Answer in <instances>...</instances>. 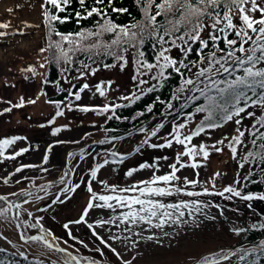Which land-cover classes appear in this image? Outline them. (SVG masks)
<instances>
[{
    "label": "snow or ice",
    "instance_id": "6c2138e0",
    "mask_svg": "<svg viewBox=\"0 0 264 264\" xmlns=\"http://www.w3.org/2000/svg\"><path fill=\"white\" fill-rule=\"evenodd\" d=\"M76 2L80 6V10L75 12L77 22L96 17L93 28H86L75 33L61 32L57 30L56 24L65 23L69 19L68 15L61 16L60 14L68 12L73 0H44L42 4L45 23L50 29L49 48L56 50L54 62L64 63L63 72H71L70 65L75 63L76 53H83L89 59L100 55L112 56L120 63L121 70L128 63V55L134 54L136 74L133 80L136 81L139 94L133 91L130 96H121L119 99L134 103L140 100L143 95L164 87L172 74L175 73L182 83L176 89L172 99L183 97L186 103H195L203 98L204 103L198 104L184 123L174 125L172 132L169 133L171 138H162L164 143L149 142L150 137L157 136L159 130L164 127V124H160L151 132L149 139L144 140L141 145L136 147L135 152L139 153L145 145L152 149L172 148L174 144L180 145L183 151L176 153L175 162L169 165L168 173L156 174L159 171V160L169 159L167 156L158 157L156 163H141L138 168H131L126 173L128 177H131L137 171L152 169L153 174L149 179L123 188L118 185H109L107 181L101 180L99 183L104 186L105 191H94L91 181L97 179L100 170L109 163H123L127 158L124 154L112 151L111 156L118 157V159L113 161L104 159L103 163H97L90 170L91 180L86 183L87 191L90 194L89 201L82 210L80 218L70 223H85L101 244L121 258L120 253L96 231L94 225L87 222L86 217L93 208H107L113 211L117 208L127 209L112 218L95 222L99 226L112 225L119 228L123 225L125 232H131L132 226L142 224L151 228L163 229L168 224L186 223L187 221L184 220L186 215L192 217L193 220L198 214L207 217L204 209L211 205L204 201L182 199L175 203H165L160 199L181 193L187 197L218 195L228 200L239 198L246 202L247 208L256 215L252 202H264V192H245L244 189L249 183H264V0H135V3L141 8L142 18L130 25L116 23L108 12L109 7L115 13L128 12L127 8L114 7L115 0H107V3L105 0H92L91 5L88 0H76ZM9 26L8 23H0V29H7ZM4 35L7 33L0 31V36ZM51 35H55L59 39L53 41ZM106 36L107 39H105ZM149 41L155 52L154 61L146 58V53L143 50L144 45ZM47 50L41 49V52ZM193 54L197 56V59H191ZM115 66L104 65L106 68ZM98 70L84 61H80V71L76 79L82 80L88 75L94 76ZM26 71L35 72V69L28 68ZM144 77H148V79ZM65 80L70 85L72 84L68 77H65ZM112 83L114 82L108 81L95 85V92L101 97H106ZM144 85H148V87L144 88ZM72 87L75 88V85ZM60 90L64 91L65 89L61 88ZM85 90L91 91L92 86L85 82L78 91L69 92V95L74 96L75 101H80L81 93H84ZM29 102L35 103L34 100ZM50 102L55 104L56 117H63L65 112L61 109L62 102ZM21 106H23V98L19 104L13 105V107ZM125 106L105 104L99 107L78 104L74 107L72 103L64 105L68 111L78 110L98 114L111 112L113 115H115L116 108ZM167 107L171 109L173 104L169 102ZM250 108L253 110L249 111ZM11 110V107L5 109L7 112ZM257 110H259V114ZM148 111H152L151 106ZM197 113H203V119L195 128L189 129L187 132L183 131L188 128L189 122ZM245 119L251 121L250 125L244 124ZM228 122H233L235 125L231 136H224L212 145L192 143L195 137L207 134L208 130L222 128ZM66 127L68 126L55 128L53 135L59 134ZM142 131L144 130L142 129ZM19 139L21 138L0 139V157L14 160L28 152L29 148H23L13 154L6 155L7 150ZM225 141H228L226 146L230 150L233 160H237L239 157L237 160L239 169H245L248 166L246 175L241 179L238 173L233 183L225 186L221 191L212 192L207 187L203 188L202 192L187 190L188 185L195 186L200 181L184 177L181 182V177L177 173L182 168L197 169L204 166L198 162L197 158L202 157L207 160L211 155L209 148L215 152H223L224 148L217 145L223 146ZM108 142L110 141L104 140L99 143ZM57 143H63V141H57ZM48 151H51V148ZM81 155L83 158V154ZM185 157L188 158V161L184 160ZM44 160L47 161V156L44 157ZM253 165L260 167L259 181L255 179L256 171L252 167ZM34 167L37 165H21L15 169V172L19 173L25 168ZM71 174V171L65 172L60 178V183L67 186L62 187L57 194H54L53 203H64L65 199L61 197L70 198L67 194L75 192L80 187L79 183L72 185L67 180ZM220 175L219 172L215 173L216 177ZM3 182L7 184V178ZM50 187L51 184L40 186L41 190L45 192ZM212 187H215L214 183ZM128 193L132 194L128 195ZM27 195L33 196L34 193L27 192ZM36 198L43 199V197ZM0 200L6 201L7 197L0 196ZM24 203H28V201L25 200ZM13 207L21 209L20 204H10L8 209L0 208V215L5 214ZM28 215H32V213H28ZM221 215H223L222 209ZM207 218L216 219L214 216ZM258 220V223H252L248 228L234 227L232 231L239 236L250 230H264V213L259 215ZM38 226L42 228L39 223L30 225V227ZM64 227L68 228V224H65ZM109 231L111 232V229ZM133 234L138 237L142 235L140 232ZM164 235L169 234L164 233ZM30 239L40 240L48 247H54L47 235ZM52 239L58 238L53 236ZM110 239L120 240L122 238L120 235L112 234ZM147 239L157 238L148 236ZM123 240H131V237L125 236ZM79 242L83 244V241ZM157 242L159 241L157 240ZM135 244L136 241H132V246ZM58 250L66 252V249L63 248ZM96 251L103 255L102 249L98 248ZM237 256L242 264H260V261L264 259V241L251 248L239 247L235 250H221L219 254L203 257L202 264H222V261H230ZM67 257L65 264H73V261L75 264H81L77 256L67 253ZM87 264H98V262L89 259ZM123 264H131V261H124Z\"/></svg>",
    "mask_w": 264,
    "mask_h": 264
},
{
    "label": "rangeland",
    "instance_id": "374dc122",
    "mask_svg": "<svg viewBox=\"0 0 264 264\" xmlns=\"http://www.w3.org/2000/svg\"><path fill=\"white\" fill-rule=\"evenodd\" d=\"M42 0H0V23H8L7 29H0L7 35L0 36V139L20 137L11 146L6 155L13 154L23 148H29L28 152L16 157L14 160L0 157V193L7 197H17L21 193L30 191L34 187L51 184L47 192L37 190L33 196L21 201V209H12L17 218L22 219L23 234L26 237L33 233L41 236L47 235L53 244L68 248L74 254H82L84 260L94 259L100 264H123L124 261H131V264H202V258L219 254L221 250H235L239 247H249L239 243L241 236L233 233L234 227H244L249 224L254 216L264 212V202L254 201L253 209L249 210L246 202L233 198L225 199L218 195H202L199 197H187L183 193L170 197H162L165 203H175L179 200H201L210 207L204 209L207 217H216L215 220L207 218L205 215L192 217L185 216L186 223L168 224L163 229L151 228L142 224L132 226L131 232H125L124 226L119 228L112 225L99 226L95 222L101 219L112 218L127 209L93 208L89 211L86 220L92 223L96 231L108 240L109 243L119 253L118 258L109 248L105 247L93 235L92 230L85 223H70L80 218L82 210L89 201L90 194L87 191L86 183L91 180L90 170L97 163H103L104 159L113 161L112 151L124 154L127 158L123 163H109L98 173L97 179L92 180L94 191H105L104 186L99 181H107L109 185H118L123 188L141 180L149 179L152 169L137 171L133 176L128 177L127 171L131 168H138L141 163H156L158 157L167 156L168 160H159V171L157 175H163L170 171L169 165L175 162L176 153L183 151L180 145H173L172 148L152 149L144 146L139 153L135 152L137 146L149 139L151 132L160 124L164 127L159 130L157 136L150 137V143H164L162 138H171L174 125L184 123L188 115L161 114L152 117L149 123L143 125L138 130L115 135L114 138L104 139L101 129L105 121L106 114L96 112H80L78 110L68 111L63 117L50 121L52 106L46 100V95L42 89V79L47 67H41L33 74V79H27V67L24 63L37 57L38 51L42 49L43 39V12ZM132 75L130 66L109 67L104 71H97L96 74L88 75L85 80L92 90H85L81 93L80 101H72L75 105H89L102 107L105 104H120L125 100L119 99L121 96L131 94ZM112 81L111 88L107 91L106 97L99 96L95 92V85L101 82ZM23 98V106L16 109L13 105L19 104ZM35 101L30 103L29 101ZM11 107L12 112L5 111ZM253 109H249L252 111ZM259 114V110H257ZM202 113H197L193 120L189 122L188 128L183 131L195 128L196 120ZM251 121L244 120L246 126ZM67 125L59 134L53 135L57 127ZM234 123L228 122L222 128L208 130L207 134L195 137L193 144L205 143L214 144L224 136H231L234 132ZM142 129L144 131H142ZM110 141L99 143L100 141ZM63 141V143H57ZM247 142V140H246ZM228 141L223 147V152H215L209 148L211 155L207 160L198 157L202 167L197 169L182 168L177 173L181 177L189 180L198 179L199 184L188 185L187 190L202 192L207 187L210 191H221L225 186L230 185L239 177L242 179L245 169H239L237 160H233L230 150L227 148ZM51 148V151L48 149ZM83 154V158L82 155ZM47 156L45 162L44 157ZM188 161V158H184ZM37 165L34 168H25L22 172L16 173L15 169L21 165ZM47 169V171H44ZM71 171L67 180L80 187L75 192L67 194L70 198L64 203H53L54 194H57L62 187L60 178L65 172ZM221 173L219 177L215 173ZM198 174V175H197ZM7 178L8 183L3 181ZM55 179V181H54ZM19 181V182H17ZM83 181V182H82ZM215 184L213 188L212 185ZM16 194V195H13ZM132 193H128L131 195ZM138 194V193H137ZM227 195V194H226ZM36 197H43L37 199ZM27 200L28 203H24ZM256 204V206H255ZM219 206V207H217ZM9 207L3 208L8 209ZM43 209V210H41ZM221 209L223 215H221ZM10 210L6 211V214ZM32 213V215H28ZM41 227H30L37 224ZM68 224V228L64 225ZM111 229V232L109 231ZM140 232V237L133 233ZM71 233V235H69ZM164 233L169 235L165 236ZM120 235L122 239L111 240L110 235ZM55 236L56 240L52 237ZM129 236L131 240H123ZM148 236H155L157 239L148 240ZM75 237V239H73ZM157 240L159 242H157ZM67 241V243H64ZM79 241H83V244ZM132 241H136L132 246ZM87 245V247H85ZM0 247L14 250L20 254L40 256L52 261L65 260L58 254L57 250L41 245L30 240L23 239L20 235L19 227L11 217L0 215ZM102 249L103 255L96 249ZM250 248V247H249ZM80 256V255H79ZM81 257V256H80ZM238 256L230 261H222V264H236Z\"/></svg>",
    "mask_w": 264,
    "mask_h": 264
},
{
    "label": "trees",
    "instance_id": "16d2710c",
    "mask_svg": "<svg viewBox=\"0 0 264 264\" xmlns=\"http://www.w3.org/2000/svg\"><path fill=\"white\" fill-rule=\"evenodd\" d=\"M44 2V0H42ZM89 5L92 4V0H88ZM105 3H107V0H105ZM114 7L117 8H127L128 12L126 13H115L111 11V7L108 8V12L112 16L113 20L118 24H126L130 25L133 24L135 21L140 20L142 18V11L139 5L135 3V0H115ZM80 10L79 4L76 2V0H73V3L68 9L67 13H61V16L68 15L69 19L65 23H57L56 28L57 30L64 32V33H75L77 31H81L86 28H93L95 26L96 17L89 18L87 21H80L77 22V18L75 17V12ZM42 12H44V9H42ZM43 39H42V49H48L47 51L41 52L38 51L37 57H34L33 59L27 60L24 65L29 68H34L35 72H31V74H26L27 79H33L35 73H37L40 70V65L44 64L47 67L46 72L42 79V89L46 95V100H48L49 104L52 106V113L50 114L49 118L50 121L57 120L61 117H56L55 113L57 111L55 104L51 103L50 101H56V102H62L61 109L64 110L65 114L68 112L67 109L64 107L65 104L72 103L74 101V96H70L69 92H75L78 91L79 87L86 82L85 79H76V77L79 75L80 71V61H84L85 63L90 64L92 67L98 68V71H104L106 67H104L105 64L109 65H116L115 67H119L120 63L114 59L112 56L108 55H100V56H94V63L93 59H89L87 55L83 53H76L74 60L75 63L70 65L71 72L65 73L63 72V68L65 67L64 63L61 62L60 64H57L54 62V56L56 55V50L54 48H49L50 43V29L49 26L45 23V16L43 14ZM108 37L106 36L105 39ZM59 38L55 35H51V40H58ZM143 50L146 53V58H148L150 61H154V49L151 45V42H147L144 45ZM91 55V54H89ZM128 63L126 66H130L131 68V75H132V91H136L139 94V89L136 88V81L133 80V77L136 74V65L134 61V54H129L128 57ZM191 59H197V56L195 54L192 55ZM114 67V68H115ZM125 67V66H124ZM109 68V67H107ZM65 77H68V79L71 80L72 84L70 85L68 82H66ZM145 79H148V77H144ZM155 83V82H152ZM182 83L179 76H177L175 73L172 74V76L169 78V80L165 83L164 87L157 89L156 91L152 93H148L146 95H143L140 100L135 101L134 103H131L129 101H124L120 103L121 105H126L125 107H120L115 109V115L113 113H109L106 116L105 121L101 125V129L103 131L104 136H112V135H118L122 133H128L132 130H138L143 127V124H145L149 117L151 115H161L162 113L166 114H172L177 113L180 115H189L190 113H193L195 111V107L198 104L204 103L203 98L201 100L196 101L195 103L188 102L186 103L185 99L181 97L180 99L173 100L172 97L176 92V89L179 88L180 84ZM72 85H75V88L72 87ZM144 88H147L148 85H144ZM65 89L64 91H61L60 89ZM130 94V95H131ZM159 98V99H157ZM163 101V103H161ZM172 103L173 107L169 109L167 107L168 103ZM152 107V111H148L149 107ZM18 109L19 107H15ZM12 112V111H10ZM8 113V112H7ZM141 113H143L141 115ZM111 117V118H109ZM118 117V118H117ZM204 114L202 113L201 116L196 120L194 127L199 124V122L203 119ZM104 139H107L106 137ZM251 147V145H249ZM254 170L256 171L255 179L257 181L260 180V167L257 165L252 166ZM248 171V166H247ZM247 171L245 172L244 176L246 175ZM243 176V177H244ZM245 192H264V183H249L247 187L244 189ZM29 196L22 197L21 195L12 199L20 200L26 199ZM262 202V201H259ZM256 206V204H255ZM8 207L7 202L4 200H0V208H6ZM264 213L263 211H260V214ZM259 214V215H260ZM254 216L252 221L244 226L245 228H248L252 223H258V217ZM5 217H10V214H3ZM20 219V218H19ZM22 224V219H20ZM24 224V223H23ZM241 238L239 240L240 244L248 245L250 248L254 245L258 244L261 241H264V230H250L247 233L241 234ZM34 242L39 243L42 245V243L39 240H34ZM57 250V249H56ZM58 254L63 257L64 260H66L67 252H61L57 250ZM82 258V254H79ZM84 260V258L82 259ZM86 261V260H84ZM0 264H65L60 261H52L50 259H43L40 256H31L27 254H20L16 251H11L6 248L0 247ZM73 264H75V261H73ZM236 264H242V262H237ZM260 264H264V259L260 261Z\"/></svg>",
    "mask_w": 264,
    "mask_h": 264
},
{
    "label": "water",
    "instance_id": "95a60500",
    "mask_svg": "<svg viewBox=\"0 0 264 264\" xmlns=\"http://www.w3.org/2000/svg\"><path fill=\"white\" fill-rule=\"evenodd\" d=\"M150 120H151V118L149 119V122H150ZM112 138V137H111ZM0 196H3L2 194H0ZM5 197V196H4ZM7 202H9V204H12L13 205V202H11V201H9V200H6ZM10 213L12 214V217L14 218V220L16 221V223L18 224V226H19V229H20V235H22L23 237H24V235H23V227H22V224H20V222H19V220L15 217V215H14V213H12V208L10 209ZM38 236H41V235H39V234H35V235H33V237H38ZM31 238V237H30ZM30 238H27V239H30ZM44 243V242H43ZM45 244V243H44ZM54 245V244H53ZM53 248H63V249H66V248H64V247H61V246H58V245H54V247ZM68 249H66V251H67ZM74 255V254H73ZM75 256H77V255H75ZM81 264H87V262H82L81 261Z\"/></svg>",
    "mask_w": 264,
    "mask_h": 264
}]
</instances>
